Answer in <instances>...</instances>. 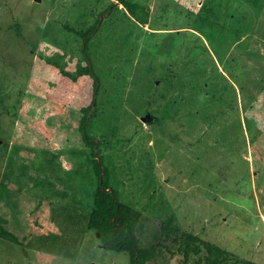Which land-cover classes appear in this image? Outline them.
<instances>
[{"label": "rangeland", "instance_id": "374dc122", "mask_svg": "<svg viewBox=\"0 0 264 264\" xmlns=\"http://www.w3.org/2000/svg\"><path fill=\"white\" fill-rule=\"evenodd\" d=\"M126 1L146 23L118 0H0V264H129L87 226L83 120L158 244L145 264H207L198 239L264 264V0Z\"/></svg>", "mask_w": 264, "mask_h": 264}, {"label": "trees", "instance_id": "16d2710c", "mask_svg": "<svg viewBox=\"0 0 264 264\" xmlns=\"http://www.w3.org/2000/svg\"><path fill=\"white\" fill-rule=\"evenodd\" d=\"M123 3L127 8L128 12L136 18L140 23H146L148 20L149 13L144 6L133 5L126 0H118ZM97 24L88 28L83 33V38L86 41L92 32L95 30ZM83 51L86 57V72L93 79L94 89L92 93V103L96 104L98 96V88L96 85L97 74L92 70L91 59L89 56L88 44H83ZM97 105V104H96ZM86 120L81 123V133L84 138V142L92 148L93 159H92V171L95 175V186L92 191V197L90 200V215L87 220L88 228L94 229L100 236L102 244L108 250L116 251H127L130 255L129 264H145L146 261L152 259L155 256L157 245H153L147 248L139 240L136 234V226L139 222L141 212L124 203L113 190L101 177L102 173V160L97 159L100 154V150L95 146V140L88 136L86 131ZM101 142L107 144L108 138L101 136ZM171 217L162 221L161 229L163 231L168 230V225L171 224ZM175 230L180 232L187 244L191 243L192 240L198 239L192 233L181 231V229L175 225ZM205 248L207 253V264H219L221 259L229 254V251L221 246L198 239ZM186 252L190 251L193 253L199 252V246H186L181 247ZM244 264H260L255 261H244Z\"/></svg>", "mask_w": 264, "mask_h": 264}, {"label": "water", "instance_id": "95a60500", "mask_svg": "<svg viewBox=\"0 0 264 264\" xmlns=\"http://www.w3.org/2000/svg\"><path fill=\"white\" fill-rule=\"evenodd\" d=\"M141 119L145 122H151L155 119V116L151 113H146L145 115H143L141 117ZM101 177H102V175H101Z\"/></svg>", "mask_w": 264, "mask_h": 264}]
</instances>
